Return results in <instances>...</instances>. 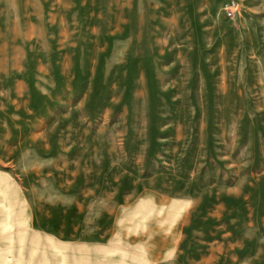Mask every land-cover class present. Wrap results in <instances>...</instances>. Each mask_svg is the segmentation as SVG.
<instances>
[{"label": "rangeland", "instance_id": "rangeland-1", "mask_svg": "<svg viewBox=\"0 0 264 264\" xmlns=\"http://www.w3.org/2000/svg\"><path fill=\"white\" fill-rule=\"evenodd\" d=\"M0 0V264H264V0Z\"/></svg>", "mask_w": 264, "mask_h": 264}, {"label": "built area", "instance_id": "built-area-1", "mask_svg": "<svg viewBox=\"0 0 264 264\" xmlns=\"http://www.w3.org/2000/svg\"><path fill=\"white\" fill-rule=\"evenodd\" d=\"M221 5L228 19L234 18L241 11L239 0H221Z\"/></svg>", "mask_w": 264, "mask_h": 264}]
</instances>
